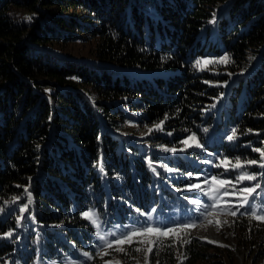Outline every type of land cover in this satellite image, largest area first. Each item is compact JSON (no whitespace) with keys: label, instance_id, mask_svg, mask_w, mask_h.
Returning a JSON list of instances; mask_svg holds the SVG:
<instances>
[{"label":"trees","instance_id":"trees-1","mask_svg":"<svg viewBox=\"0 0 264 264\" xmlns=\"http://www.w3.org/2000/svg\"><path fill=\"white\" fill-rule=\"evenodd\" d=\"M86 43L91 59L72 55L68 46ZM233 128L234 140H215V131ZM185 139L242 163L260 160L264 0H0V261L26 244L51 261L87 252L78 264H104L117 246L99 258L82 214L100 217V201L122 217L179 201L149 171L153 163L163 178L155 164L166 168L164 157L143 144ZM257 182L260 202L264 175ZM231 224L241 238L264 239V222L248 214ZM190 230L158 237L152 262L222 264Z\"/></svg>","mask_w":264,"mask_h":264},{"label":"rangeland","instance_id":"rangeland-1","mask_svg":"<svg viewBox=\"0 0 264 264\" xmlns=\"http://www.w3.org/2000/svg\"><path fill=\"white\" fill-rule=\"evenodd\" d=\"M68 47L71 49L70 52L75 57L85 59H91L90 57H92L91 51L93 50V45L91 43L75 44ZM149 129L150 128L140 131L139 135L144 136L145 134H148L150 132ZM119 134L121 133L119 132ZM215 134V140L218 141L228 140L227 137L230 135L225 129L215 131ZM212 140L213 139H211L210 142ZM157 142H159V139ZM188 143L191 144L192 147H186L183 143L175 141L169 146L163 144L160 146L157 143H155L156 145L152 143L151 145L148 143L143 144L146 148L151 149L164 157L163 162L166 165V168L158 163L155 164L157 169L162 173L163 178L158 177V175L155 174V167L152 165L153 163L148 164L149 171L151 174L154 173L157 176L156 178L159 182L169 187L170 183L173 182L175 184L176 179H186L185 182H183L184 186L172 188L173 192L178 194L176 197L179 201H165L163 205H161V199L160 205L150 208L147 212H139L131 207L134 211L130 213L129 217H122L120 210L117 208H113L112 210L107 209L103 206L101 201L98 204V209L102 207L99 214L100 217H96V215L93 216L92 214L94 211L89 210V217H87L86 220L95 230V250L100 254L99 258H106L104 256L107 253V250L111 249L113 246L122 248V245L115 244L113 241H115L120 234L126 230L147 227L149 224H151L152 227L174 228L177 224L195 223L196 227L191 228L190 230L191 237L211 247V252L209 253V256L213 257L211 261L219 260L222 264H227L228 262L229 264H264V239L255 242L250 241V239H246L245 237L241 238L231 224L232 219L243 216L240 213L247 214L246 209L240 208L235 217L225 211V209L230 207L232 210H236L233 206H238L241 203L243 193L236 191L234 195L226 196L224 194L225 189H220L218 192L211 193L212 196L216 197L215 201L210 199L209 196L204 195V191H207L209 188L219 187V185L212 182V176H216L218 179L231 181V185L227 187V191L230 193L233 191L232 185H235L236 189H242L244 187L252 186L257 183V181H238L236 177L244 171V169H234L229 166L228 169L225 170V166L221 163V160L224 157H227L231 165L235 164L236 158L226 153L211 152L207 149L208 146H211V143L203 142L201 144L203 145L202 148H197L195 146L196 143L191 142L190 140H188ZM172 148L177 149V151H167V149ZM180 149H184V151H180ZM207 161H210V163H206ZM216 165H219V167ZM166 169L172 170L167 171ZM188 173H192V176H189ZM102 179L103 177H101V181ZM206 179L208 181L207 183H205ZM118 181L125 182V176L123 177L119 175ZM189 184H201L203 190L189 188ZM101 185L103 184L101 183ZM183 194H186L188 198L185 199L186 196ZM258 198L261 199V201L254 202L257 205H264V194H259ZM182 199L186 201H182ZM193 199H200L203 204L212 205V207L208 209L210 215L207 213L205 214L207 216L206 219L201 216V212L204 210L201 208L200 211H197L199 206L191 203V200ZM122 204L130 206L129 203L126 202ZM153 209L156 211L153 212ZM148 213H151V215L149 216ZM93 219L96 221L95 224L92 222ZM209 221H211V224H209ZM27 223H29L31 227L36 228V223L33 222V220ZM211 230L222 240L221 244H214L203 237L208 235ZM110 233H116V236L110 235ZM33 234H36V230ZM101 236L104 237V240L100 239ZM157 238V236L150 233L134 236L132 244L138 246L140 251L124 253V251H117V248H112L117 254L114 256L112 255L109 259L107 258L104 261V264H117V262H119V264H156L152 262L153 253H149L148 249L150 246L153 247ZM27 242H29V240ZM109 243H112V247L108 246ZM123 245L130 244L125 243ZM20 248H22L24 252L20 253L19 257L4 259L0 261V264H78L86 259L84 255H79L76 252L72 253L70 256L66 255V253L61 254V250L57 248L54 251L58 250V254H61V256L56 257V259L51 261L52 258H43V255L39 252L36 256H33L31 249L26 247V244H20ZM226 253H230L231 257L225 255ZM181 259V256L178 257L176 262H180Z\"/></svg>","mask_w":264,"mask_h":264},{"label":"snow or ice","instance_id":"snow-or-ice-1","mask_svg":"<svg viewBox=\"0 0 264 264\" xmlns=\"http://www.w3.org/2000/svg\"><path fill=\"white\" fill-rule=\"evenodd\" d=\"M26 19H30V17H26ZM210 23L212 21H209ZM221 60L225 63H229L230 61L228 60L227 57H222ZM199 63V62H198ZM229 75H232L231 73ZM227 83V82H225ZM213 107H215V105H213ZM165 119H167V117H165ZM163 123V121L160 122V124L156 125V128H160V125ZM162 130V129H161ZM149 131H151V129H149ZM205 131H207V129H205ZM251 131V130H249ZM237 130L235 128L232 129V134L228 135L227 139L229 141H232L235 139V134H236ZM169 135H171V133H169ZM188 139H192L195 140V137H190ZM188 139L183 140L181 143H183L186 147H192L191 144L188 143ZM197 148H202L203 145H201L200 143H196L195 145ZM167 151H177V149L172 148V149H167ZM180 151H184V149H180ZM254 152H258L260 153V160L257 159H249V160H245L243 163L241 162V158L237 157L235 159V164H231L228 161L227 157H224L221 160V163L224 164L225 166V170L228 169L229 166H231L234 169H244V171H242L237 177L236 179L238 181H257L258 180V176L259 175H264V173H260V174H249L246 171V167L248 165H258L261 169H264V150L260 149V148H253ZM206 163H210V161H207ZM217 167H219V165H216ZM167 171H171L172 169H166ZM189 176H192V173H188ZM211 180L214 184L219 185L218 188H209L207 191H204V195L205 196H209L210 199H212L213 201L216 200L215 196H212L211 193L212 192H218L220 191V189H225V195H234L236 191H240L241 193H243V198L241 200V203L238 206H233L236 208V210H232V208H227L225 209V211L229 212L230 215H232L233 217H235L239 211L240 208H245L246 212L248 215H250L253 219H257L260 220L262 222H264V205H257L254 201H255V197L258 194V189H260L262 187V185L257 182L255 184H253L252 186L249 187H244L242 189H236L235 185H232L233 191L230 193L227 191V187L229 185H231V181H227V180H223V179H218L216 176H212ZM207 179L205 180V183H207ZM189 188L192 189H202L201 184H189L188 185ZM25 192H27V189H25ZM13 200H17L19 199L18 197H13ZM29 203H31V198L29 197ZM191 203L194 205H198L199 207L197 208V211H200V209L202 208L204 211L201 212V216L204 217L205 219L207 218V216L205 215L206 213L210 215V213H208V209L212 207V205L209 204H203L201 202L200 199H193L191 200ZM219 206V205H217ZM26 207L27 206H23L20 207L19 211L20 213H24L26 211ZM0 211H3V209H0ZM139 211V210H138ZM153 212H155L156 210L153 209ZM241 215H244L245 213H240ZM82 215H84L85 217H89V213L85 212ZM93 216L95 215L94 213L92 214ZM148 215L150 216L151 213H148ZM91 218V217H90ZM19 219V218H18ZM92 222L95 224L96 221L93 219ZM219 223V222H217ZM209 224H211V221H209ZM19 226V223L18 225ZM196 227L195 223H182V224H177L176 227H152L151 224H149L147 227H141L139 229H135V230H126L125 232L121 233L120 236L113 241V243L118 244V245H123L125 243L127 244H132L133 243V237L137 236V235H144V234H153L157 237H167L171 234H178L180 231L184 230V229H191ZM5 235L7 236H11L12 233H6ZM110 235L116 236V233H110ZM101 240H104V237L101 236L100 237ZM190 241L185 240L184 243H189ZM212 242V241H209ZM109 247H112V243L108 244ZM123 248H117V251H123ZM135 251H140V249H134ZM158 251V249H156ZM149 253L153 252L154 249L153 247H149L148 249ZM84 255L87 257L88 253L85 252ZM117 264H119V262H117ZM159 264V262H158Z\"/></svg>","mask_w":264,"mask_h":264},{"label":"bare ground","instance_id":"bare-ground-1","mask_svg":"<svg viewBox=\"0 0 264 264\" xmlns=\"http://www.w3.org/2000/svg\"><path fill=\"white\" fill-rule=\"evenodd\" d=\"M206 240L212 241L214 244H221L222 240L214 234V232L211 230L208 235L203 236ZM202 238V237H201Z\"/></svg>","mask_w":264,"mask_h":264},{"label":"water","instance_id":"water-1","mask_svg":"<svg viewBox=\"0 0 264 264\" xmlns=\"http://www.w3.org/2000/svg\"><path fill=\"white\" fill-rule=\"evenodd\" d=\"M203 243V242H202ZM205 244V243H204Z\"/></svg>","mask_w":264,"mask_h":264}]
</instances>
